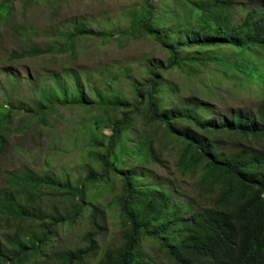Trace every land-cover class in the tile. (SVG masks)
I'll return each mask as SVG.
<instances>
[{
    "label": "trees",
    "instance_id": "1",
    "mask_svg": "<svg viewBox=\"0 0 264 264\" xmlns=\"http://www.w3.org/2000/svg\"><path fill=\"white\" fill-rule=\"evenodd\" d=\"M10 1L0 5V20L9 14ZM142 1L141 9L129 10L130 25L110 35L152 38L167 49V59L147 68L148 80L133 88L131 106H124L107 90L92 89L95 97L91 98L80 76L73 73L67 74L74 80V90L69 91L60 79L58 86L42 90V117L56 105L94 109L96 115L87 129L89 147L104 150L97 154L99 170H90L76 184L32 172L10 178L9 188L0 190V218L12 231L0 239V264H43L47 259L53 264H264V102L254 119L235 117L231 122H217L205 119L189 105L174 107L170 98L176 88L180 91L183 87L175 88L167 78L179 74L199 78L214 65L215 69L228 68L241 76L243 83L264 88V64L250 61L257 50L264 52V8L249 11L236 23L232 6L238 0H187L184 11L188 19L182 24L177 23L175 13L182 0H176L171 12L167 5L172 1L161 0L163 13L158 20L153 0ZM175 18V26L163 33L165 21ZM178 29L189 33L184 35ZM88 35L106 36L76 28L64 44L58 41L53 49L69 52V60L75 62L74 40ZM223 48L235 49L236 60H225L210 51ZM47 51L35 47L14 58H35ZM246 53L251 56L248 60ZM244 67L245 72L239 73ZM158 70H174L177 74L164 78ZM163 100L173 105L164 110ZM202 100L211 107L209 100ZM5 111L0 119V160L13 123L11 110ZM138 118L144 128L155 131L154 138L140 134L130 140ZM105 129L109 134L104 133ZM220 134L254 142L259 148L248 145L226 153L215 139ZM160 135L178 147L177 172L197 176L201 193L214 201L212 207L194 210L188 204L180 206L174 202L171 190L148 182L138 171L122 172L123 159L128 154L157 161L154 142ZM133 145L137 147L129 153ZM118 184L120 187L108 203L109 208L114 205L117 209L110 221L99 200ZM46 196H59V205L63 206L58 213L43 209ZM85 221L90 232L82 249L53 250L52 230L76 227Z\"/></svg>",
    "mask_w": 264,
    "mask_h": 264
},
{
    "label": "rangeland",
    "instance_id": "2",
    "mask_svg": "<svg viewBox=\"0 0 264 264\" xmlns=\"http://www.w3.org/2000/svg\"><path fill=\"white\" fill-rule=\"evenodd\" d=\"M8 1L0 0V5ZM186 1L182 0V4L176 5L177 23L187 22L188 17L184 11ZM160 2L153 0L155 20L163 13ZM165 2H171L167 5V11L171 12L176 0ZM10 3L9 14L0 20V119L5 110H11L13 123L9 127L5 154L0 160V190L9 188L12 176L27 172L52 177L70 185L76 184L90 170H99L97 154L104 147L90 148L87 132L96 111L81 106L56 105L48 109L46 117H42L39 114L42 90L58 86L59 79L69 91L74 90V80L67 74L73 73L80 76L86 94L91 98L95 97L92 89L101 92L107 90L109 94L121 99L124 106H131L134 104L133 88L148 80L147 68L163 64L168 51L152 38H114L110 35L130 25L129 10L133 7L141 9L142 0H11ZM261 7L264 8L261 0H238L232 6L234 22L238 23L249 11ZM176 18L165 21L163 33L175 26ZM76 28L106 36L76 38L74 46L77 58L73 62V59L69 60V52L60 49L56 51L53 45L58 41L64 44ZM178 31L184 35L189 33L183 29ZM35 47L48 50L47 54L25 60L14 58L16 54L21 55ZM210 51L225 60H236L235 49ZM244 56L245 60L251 57L247 53ZM250 61L263 65L264 52L257 50ZM70 66L73 69H68ZM245 70L244 67L239 73ZM174 72L157 71L164 78L177 74ZM179 75L167 77L175 88L183 87L180 91L176 88V94L170 98L174 101V107L178 104L189 105L193 110H199L205 119L217 122H231L235 117L254 119L258 106L264 102V88L256 83H243L241 76L234 75L228 68L215 69L212 65L199 78ZM90 86L93 88L89 89ZM203 97L211 102V107L202 100ZM199 99L201 101L197 103ZM169 105L173 104L162 101L164 110ZM134 125L130 140L140 134L154 138L155 131L144 128L142 119L138 118ZM104 133L109 134V131L105 129ZM215 139L220 150L226 153H235L248 145L259 148L254 142L226 134L217 135ZM154 143L157 161H151L146 156L136 158L134 154H128L123 159L122 172L135 170L142 173L148 182L158 184L164 190H171L174 202L180 206L188 204L194 210L212 207L214 201L201 193L197 176H181L177 172L178 147L169 144L162 135ZM135 147L137 145L130 146L128 152L135 150ZM117 187H120L119 184L109 196L99 200V205L106 210L110 221L117 209L114 205L109 208L108 203L112 202ZM45 199L42 204L44 210L56 214L62 209L59 196H46ZM52 232V248L55 252H75L85 246L84 238L90 232V227L85 221L79 226L59 228ZM11 234V228L0 218V239ZM43 264H53V261L47 259Z\"/></svg>",
    "mask_w": 264,
    "mask_h": 264
}]
</instances>
